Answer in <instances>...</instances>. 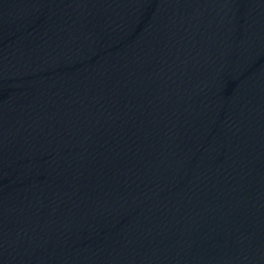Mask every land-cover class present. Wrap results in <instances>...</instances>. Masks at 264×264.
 Returning <instances> with one entry per match:
<instances>
[{"label": "water", "instance_id": "1", "mask_svg": "<svg viewBox=\"0 0 264 264\" xmlns=\"http://www.w3.org/2000/svg\"><path fill=\"white\" fill-rule=\"evenodd\" d=\"M0 264H264V0H0Z\"/></svg>", "mask_w": 264, "mask_h": 264}]
</instances>
